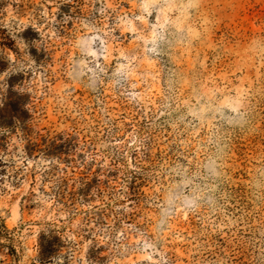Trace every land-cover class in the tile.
Wrapping results in <instances>:
<instances>
[{
	"label": "rangeland",
	"instance_id": "obj_1",
	"mask_svg": "<svg viewBox=\"0 0 264 264\" xmlns=\"http://www.w3.org/2000/svg\"><path fill=\"white\" fill-rule=\"evenodd\" d=\"M0 264H264V0H0Z\"/></svg>",
	"mask_w": 264,
	"mask_h": 264
}]
</instances>
